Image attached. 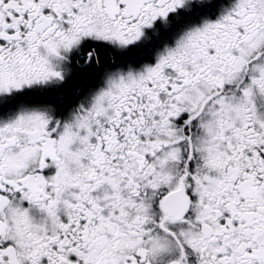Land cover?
<instances>
[{
  "label": "snow or ice",
  "instance_id": "6c2138e0",
  "mask_svg": "<svg viewBox=\"0 0 264 264\" xmlns=\"http://www.w3.org/2000/svg\"><path fill=\"white\" fill-rule=\"evenodd\" d=\"M0 264H264V0H0Z\"/></svg>",
  "mask_w": 264,
  "mask_h": 264
}]
</instances>
